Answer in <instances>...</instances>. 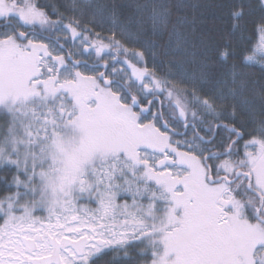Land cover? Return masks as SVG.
I'll use <instances>...</instances> for the list:
<instances>
[{
	"label": "snow or ice",
	"instance_id": "obj_1",
	"mask_svg": "<svg viewBox=\"0 0 264 264\" xmlns=\"http://www.w3.org/2000/svg\"><path fill=\"white\" fill-rule=\"evenodd\" d=\"M46 7L0 0V264H95L106 251L124 264H264V120L251 132L241 120L255 82L235 64L159 75L114 29L89 26L104 6L85 23ZM153 20L171 23L166 5ZM243 40L244 66H264V16ZM218 58H239L231 40Z\"/></svg>",
	"mask_w": 264,
	"mask_h": 264
},
{
	"label": "trees",
	"instance_id": "obj_2",
	"mask_svg": "<svg viewBox=\"0 0 264 264\" xmlns=\"http://www.w3.org/2000/svg\"><path fill=\"white\" fill-rule=\"evenodd\" d=\"M39 3L46 5V10L50 14L51 9L55 8L69 19L76 17L82 23L94 19L92 15L94 6H104L108 11L103 18V26L96 24L89 26L94 27L103 36L110 35V28L114 29L117 39L126 47L145 52L149 67L154 65L159 75H165L169 71L175 73L177 69L174 65H180L191 76L200 78L202 71L227 72L235 64L237 71L245 73L250 81L255 82L246 93L247 99L253 105L251 114L242 115L241 120L250 132L264 120L260 107L264 103V96L261 94V85H264L262 71L264 66L260 64L244 66L241 56L242 49L246 47L243 37L251 35L255 25L264 16V9L256 0H39ZM240 3L245 5V16L239 22L240 31L234 32L230 13ZM161 4L166 5L170 13L171 23L166 26L153 20V11H159ZM52 18L57 19V16L52 14ZM177 21L182 23L177 25ZM67 22L68 20H65V23ZM174 26L178 27L179 39L183 41V45L179 46L183 48V52H179L178 37L173 32ZM121 29L124 35H121ZM226 39L232 41L233 51L239 58L222 64L218 58V51ZM149 49L155 54V60L149 55ZM204 57L209 58L210 69L201 68L200 62ZM196 87L207 91L211 85L205 79H199ZM165 116L167 117V113ZM207 119L212 122L211 117ZM4 174L11 177V172L4 173L0 169V175ZM3 188L4 185L0 183V195L4 194ZM129 255L135 257L136 252L130 250ZM95 264H124L123 253L106 251L95 258Z\"/></svg>",
	"mask_w": 264,
	"mask_h": 264
},
{
	"label": "flooded vegetation",
	"instance_id": "obj_3",
	"mask_svg": "<svg viewBox=\"0 0 264 264\" xmlns=\"http://www.w3.org/2000/svg\"><path fill=\"white\" fill-rule=\"evenodd\" d=\"M256 1H257L258 4H261V0H256ZM181 131H183V130L181 129Z\"/></svg>",
	"mask_w": 264,
	"mask_h": 264
},
{
	"label": "rangeland",
	"instance_id": "obj_4",
	"mask_svg": "<svg viewBox=\"0 0 264 264\" xmlns=\"http://www.w3.org/2000/svg\"><path fill=\"white\" fill-rule=\"evenodd\" d=\"M3 122V117H0V123H2Z\"/></svg>",
	"mask_w": 264,
	"mask_h": 264
}]
</instances>
